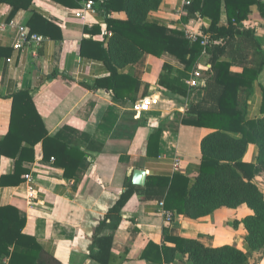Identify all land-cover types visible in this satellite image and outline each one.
Instances as JSON below:
<instances>
[{"label":"crops","instance_id":"crops-1","mask_svg":"<svg viewBox=\"0 0 264 264\" xmlns=\"http://www.w3.org/2000/svg\"><path fill=\"white\" fill-rule=\"evenodd\" d=\"M260 1L264 4V0ZM179 4V0H164L152 19L173 28L174 11ZM71 11L50 0H35L30 9L21 10L11 18L12 8L0 5L2 24L14 22L29 28L31 17L38 12L63 33L57 40L42 36L44 41L34 56V47L25 53L14 50L16 27L0 32V141L9 132L13 96L19 90H26L49 137L84 154L73 176H66L62 163L67 162L71 169L79 155L67 157L56 143L46 146L40 143L34 149L35 161L24 164L32 178V197L26 178L18 185H0V208H17L26 220L24 233L39 241L46 259L53 258L59 264H189L188 257L180 252H176L170 263L163 257L160 263L143 257L150 243L162 252L166 247H175L174 243L165 241V229L170 237L197 240L209 248L231 245L244 250L247 233L242 226L235 228L234 221L252 214L247 207L223 208L200 219L176 213L174 221L167 224L160 208L167 189L147 187L151 178H170L175 173L191 179L196 176L202 159L201 142L214 129L184 123L196 118L190 114L189 107L201 103L205 97L204 83L189 89L186 82L198 69L203 77L208 75L210 54L204 52L197 68L185 80L186 97L160 86L164 65L172 68L174 78L183 70L171 56L158 58L145 54L136 65L123 70V74L141 83L138 101L153 94L159 97L158 104L149 112L137 115L128 99L116 102L109 91L93 89L110 72L102 61L81 55L84 39L103 40L107 31L105 16L99 14L86 21H76ZM221 12V23L227 25L224 5ZM112 17L127 18L120 13ZM96 26L101 28V33L94 35L91 31ZM242 26L245 31L254 32L264 51V17L258 6L252 7ZM193 27L203 33L210 27V21L200 20ZM237 47L242 50L239 56ZM232 51L235 57L227 58L233 62L232 72L242 73L244 67L257 64L253 57L256 47L251 42H237ZM9 59L11 63L7 62ZM131 92L125 91L126 98ZM240 102L249 119L264 118V68L257 82L240 92ZM159 129L162 132L158 154L148 155L150 138ZM258 154V147L250 144L244 161L255 164ZM55 156H59V162L54 160ZM176 161H180L178 170ZM14 170L15 160L0 155V179L12 175ZM137 170L146 172L143 186L134 183ZM253 182L264 193V173ZM128 190L133 191V196L119 214L111 213ZM262 263L263 255L253 253L250 264Z\"/></svg>","mask_w":264,"mask_h":264},{"label":"trees","instance_id":"trees-1","mask_svg":"<svg viewBox=\"0 0 264 264\" xmlns=\"http://www.w3.org/2000/svg\"><path fill=\"white\" fill-rule=\"evenodd\" d=\"M34 1L0 0V5L12 8V18L17 12L30 9ZM50 1L70 10H78L88 1L99 3L107 31L102 41L84 39L81 55L105 64L110 75L98 80L93 89L109 91L116 102L128 99L134 104L138 101L141 83L123 74V70L136 65L145 54L158 58L168 55L183 66L174 78L171 76L172 68L164 65L165 73L160 79L161 88L182 97L188 95L185 80L197 68L204 52L210 54V69L203 77L205 97L201 103L189 107L190 114L196 118L184 121L198 128L214 129L201 142L202 159L196 176L191 179L175 173L170 178H151L147 187L167 189L165 210L191 219L207 217L223 208L247 207L252 214L241 221H234L235 228L242 226L247 233L246 248L241 250L231 245L209 248L197 240L170 237L165 229V241L174 243L175 247H166L162 252L160 247L150 243L143 257L155 263L162 262L163 257L165 262L170 263L174 261L176 252H180L188 257L189 264H250L253 253H261L264 257V193L253 182L254 178L264 173V118L249 119L240 102V92L244 88L250 89L264 68V51L254 32L245 31L242 23L253 6H258L264 17V4L260 0H192L185 22L195 26L200 20L210 21V27L203 30V34L209 35L215 44L205 48L201 41L191 43L183 33L152 19L164 0ZM223 5L228 15L227 25L221 23ZM115 13L125 14L127 18L115 19L112 17ZM28 25L33 34L52 40L63 37L62 29L38 12L33 14ZM91 33L100 34L101 28L96 26ZM243 40L255 45L253 57L257 64L244 67L242 73H234L231 71L233 62L227 58L235 57L232 49ZM237 48L239 56L242 50ZM127 90H133L129 98L125 96ZM12 102L9 132L0 141V155L15 160V170L12 175L2 176L0 185L23 182L29 173L24 164L35 161L34 149L40 143L44 146L56 143L67 157L79 155L71 169L67 162L62 163L65 175L73 176L84 154L49 137L29 91H17ZM161 132L159 129L152 134L148 155L158 154ZM250 144L259 149L255 164L244 161ZM55 159L59 162V156ZM133 194L132 190H128L122 195L111 213L119 214ZM25 225L26 220L17 208H0V264H59L53 258L44 257L39 241L24 233ZM154 254L156 257L153 258Z\"/></svg>","mask_w":264,"mask_h":264},{"label":"built area","instance_id":"built-area-1","mask_svg":"<svg viewBox=\"0 0 264 264\" xmlns=\"http://www.w3.org/2000/svg\"><path fill=\"white\" fill-rule=\"evenodd\" d=\"M180 4L174 11L175 20L172 21L173 28L177 31L184 34L185 38L189 40L191 43H196L201 41V45L203 47H208L209 45L213 44L214 41L211 40L209 35H205L200 31H197L193 26H190L188 23L185 22L187 15L189 14V8L192 5V0H179ZM102 14L100 9V5L96 1H88L82 4L81 8L78 10L71 11V16L76 21H86L90 16H96ZM16 27L18 29V35L16 42L13 45L15 51L20 53L28 52L30 49H33V55L37 56L38 51L37 49L40 47L44 38L38 34H33L30 31V28L27 26H18L14 22L8 24L0 23V32L5 33L8 31V28ZM111 35V34H109ZM11 63L12 60L9 59L7 61ZM204 83L203 75L200 69L195 70L190 78L187 80L186 85L189 89H196L202 86ZM159 102V97L157 94L148 95L141 100L135 102L132 106L133 112L137 115H140L145 112H149L151 108L157 105ZM180 167V161H176L175 168L178 170ZM26 180L30 183V193L31 197L34 193V187L32 186V178L30 176L25 177ZM161 213L164 215L165 221L167 224H171L174 219L175 215L167 210H165L164 202L160 203ZM4 262H7V259H4Z\"/></svg>","mask_w":264,"mask_h":264},{"label":"water","instance_id":"water-1","mask_svg":"<svg viewBox=\"0 0 264 264\" xmlns=\"http://www.w3.org/2000/svg\"><path fill=\"white\" fill-rule=\"evenodd\" d=\"M146 181V172L137 170L134 173V183H136L139 186H143Z\"/></svg>","mask_w":264,"mask_h":264},{"label":"rangeland","instance_id":"rangeland-1","mask_svg":"<svg viewBox=\"0 0 264 264\" xmlns=\"http://www.w3.org/2000/svg\"><path fill=\"white\" fill-rule=\"evenodd\" d=\"M262 264H264V263H262Z\"/></svg>","mask_w":264,"mask_h":264}]
</instances>
